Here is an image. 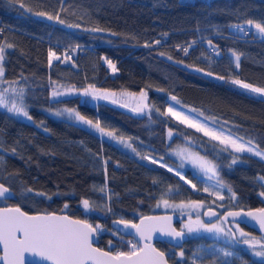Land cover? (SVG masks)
<instances>
[{
  "label": "trees",
  "instance_id": "obj_1",
  "mask_svg": "<svg viewBox=\"0 0 264 264\" xmlns=\"http://www.w3.org/2000/svg\"><path fill=\"white\" fill-rule=\"evenodd\" d=\"M22 2L32 12L0 0V46L12 45L5 47L0 63L3 79L18 81L17 88L25 89L32 120L0 108V182L14 194L0 199V205H18L27 212L62 211L109 224L114 217L158 211L157 201L169 186L173 192L165 195L166 199L208 200L203 181L193 168L186 167L184 175L195 188L166 167L141 159L151 152L176 164L168 151L187 145L219 165V180L236 197L225 196L227 207L264 206V197L259 195L264 188L258 180L264 176V161L250 153H237L239 159L232 164L231 150L213 149L218 142L159 114L166 112L169 99L175 96L182 106L203 112L209 120L264 149V97L231 83L239 79L264 87V38L244 36L230 27L249 19L264 23V0ZM40 11L59 13L65 24L35 15ZM94 28L103 31H91ZM209 40L217 51L209 46ZM183 48H188L187 55ZM49 49L60 57L51 65ZM233 52L240 55L238 68ZM108 60L116 71L108 66ZM209 71L212 76L206 75ZM90 84L146 90L151 111L134 114L104 100L90 103L79 94L61 96L60 102L51 98L53 89L62 92V88L82 89ZM60 107L75 108L93 121L99 119L106 130L123 136L140 155L119 139L48 111ZM169 129L173 131L171 139ZM28 188L33 192L28 193ZM83 199L93 204L92 210H84Z\"/></svg>",
  "mask_w": 264,
  "mask_h": 264
},
{
  "label": "snow or ice",
  "instance_id": "obj_2",
  "mask_svg": "<svg viewBox=\"0 0 264 264\" xmlns=\"http://www.w3.org/2000/svg\"><path fill=\"white\" fill-rule=\"evenodd\" d=\"M8 3L12 5H18L20 8H26L22 0H8ZM26 11L32 12L31 8H26ZM35 15L40 17H46L50 21H56L57 23L64 25L65 21L60 18L59 13L56 15L50 14L48 12L40 11L36 12ZM70 28H79L78 24H68L66 25ZM231 28L235 30L236 33L247 35H257L264 38V23H258L253 20H247L244 24H233L230 25ZM255 29V33L251 32V29ZM93 32L103 31L100 28L91 29ZM115 35V33H113ZM159 44L160 41H155ZM208 44L212 46V41L209 40ZM146 47L149 45L146 44ZM5 47H12V45L0 46V62L4 59ZM191 47V45L189 46ZM185 55L188 54V48L181 49ZM213 51H217L213 47ZM218 54V52H217ZM164 55V53H161ZM235 57L236 67H239L240 55L235 52L232 53ZM69 58L70 57H66ZM60 57L56 55L54 51L49 49L48 60L49 64L53 60H59ZM169 60L172 59L171 56L168 57ZM108 66L116 71L115 65L111 60L107 61ZM178 63H183L182 61ZM191 67V66H188ZM198 72H203V69L196 68ZM206 75L212 76V72H207ZM4 68L2 63H0V84H8V87L0 88V107L5 108L7 112L14 114L18 117H24L31 121L32 117L27 111V105L25 104L24 96L25 89L23 87L17 88L16 84L18 81L8 82L3 79ZM217 79H225L223 76H218ZM231 83L238 85L240 88L247 90L250 93L257 94L260 97H264V87H257L251 83L243 82L239 79H232ZM79 95L85 97H91L92 100H111L112 103H117L114 99L116 93L109 92L106 90H100L95 88L94 85H88L87 88L81 90H76ZM73 94V89H68L66 92H60L55 89L51 92V98L55 102H60L59 97L63 95ZM128 95L135 97V93H129ZM171 99L176 102L177 105L180 104L176 100L175 96ZM147 100V93L141 91L139 94V100L137 106L132 108L133 112L143 113L145 109L151 111L150 106L145 103ZM122 107H128L129 105L123 104ZM159 112V109H156ZM189 112H196V116L185 113L184 111L177 110V108L169 105L166 112H160V115L171 116L177 120L180 124L186 125L187 128L195 129L196 132L202 133L204 137H208L209 141H216L218 144H213V149L219 148V151L227 152L231 150L230 155L232 156L231 163L236 164L239 157L235 154L240 153H250L252 156L259 157L264 161V150L259 148L252 140L245 141L243 137L233 136L229 131L227 134L223 130L222 126H217L216 121L212 120L211 125H209V118L205 117L203 112H197L196 109H190ZM52 115L57 117L67 116L68 119L75 121L81 125L87 126L89 129L95 130L102 136H107L113 140L119 139L121 143H124L126 147L131 148L133 152L140 155L139 152L128 143L123 136L117 137L113 131L106 130L105 127L101 125L99 119L93 121L88 117L82 115L75 108H64L58 109L52 112ZM199 117H204L201 120ZM47 131V129H45ZM173 136L172 129L168 131V137L171 139ZM186 139H190L186 137ZM222 146V147H220ZM15 151V149H13ZM174 154L181 158V164L176 168L169 167L164 163H160L154 157L141 156V159L150 160L153 164H160V167H167L169 172H175V175L179 176L186 184H191V180H187L184 175L181 174L180 168L183 167V162L187 160L195 168H198L200 172L208 176L211 179L213 176H218L219 165L215 163L214 160L208 159L207 155H201L198 152H190L188 149H178L174 150ZM105 165L107 161H104ZM231 166V165H229ZM261 182V187L264 188V176L258 178ZM155 183V181H154ZM195 188V185H192ZM225 187L220 181H217L216 190L213 193L217 195L219 199L223 200L224 197L219 195V192ZM205 188L204 191H208ZM28 193H32L33 189H26ZM104 191V189H101ZM228 191L232 193L231 188ZM173 188L168 187L167 191L161 195V200L157 203V207L161 204L165 208H185V207H195L199 208L202 206L200 202L192 201L189 205L184 204H170L164 196L168 193H172ZM37 195H45L44 193H36ZM12 195L10 189L4 184L0 183V198L7 199ZM261 197H264V191L259 193ZM50 198V197H49ZM235 193H232L230 199L235 200ZM82 205L84 210L90 211L93 209V204L88 199L82 200ZM67 207V204L64 206ZM111 211V208L107 209ZM206 216L216 217L217 213L215 211L209 210L205 212ZM240 216L243 220L246 217H251L255 220L260 227L261 231H264V208L257 209L255 212L249 211L246 213L241 212H227L223 217H218L222 219L225 223L228 222V217ZM116 227V231L113 235H117L120 231L119 225H123L124 229H134L135 235L139 237V241L135 239H130L127 241L129 245L128 251H105L101 248L94 246L95 235L102 230V226L97 224L93 226L85 220L73 219L68 215H57L56 213H37L35 215H29L27 212L22 211L19 206L17 207H3L0 208V264H30L26 259V254L36 256L40 259L42 264H168L165 258V253L154 248L151 243L152 236L154 233H160L162 235H167L173 238H182L185 235V229L188 233L194 231H200L203 229L209 233L223 234L229 240L236 243H244L249 246L253 255L257 257L264 258V243L257 241L255 237L251 239L248 238L247 233L242 229L233 230L232 228L225 229L221 224H205L203 221L197 219L195 221L191 220L185 223L181 230L177 231L172 226V218L170 216H142L139 223H134L130 220L120 219L113 222ZM236 231H239L241 240L236 239ZM264 239V238H262ZM143 242V243H141ZM109 245H112V241H109ZM222 252L224 257L233 256L234 253L227 250H219ZM181 257L184 256L183 251L179 253ZM192 264H195L193 260ZM224 264V262H220Z\"/></svg>",
  "mask_w": 264,
  "mask_h": 264
},
{
  "label": "flooded vegetation",
  "instance_id": "obj_3",
  "mask_svg": "<svg viewBox=\"0 0 264 264\" xmlns=\"http://www.w3.org/2000/svg\"><path fill=\"white\" fill-rule=\"evenodd\" d=\"M213 208L217 210V216L213 219H207L204 215V211L200 214L176 211L177 217L173 222V225L175 229L181 230L182 226L189 221V217L191 220L195 221L197 216H199V219L205 224H221L226 230L229 228H232L233 230H236L237 228L242 229L245 233L249 234V239L255 237L257 241L264 243V239H262L264 236L256 231L252 226L245 225L243 222L236 219L228 218L227 223H225L222 219H218V217H223L222 212L225 209L232 207L224 209H218L216 207ZM115 218L137 222L139 216L129 218L114 217L110 219L109 224H107L104 220H94L92 218H86L84 220L93 226L97 224L102 226V230L97 233V239L94 241L95 246L105 251H112L113 253L117 250L128 251L129 245L127 244V241L130 239H135L136 241L139 240L133 236L124 235L120 232H118L117 235H113V232L116 231L112 225ZM185 234V239H183V241L179 244L170 243L165 239H156L153 243L158 249L165 253L166 259L171 264H192L193 260L195 261V264H212L213 262L216 264H220V262H224V264H264V260H260V257L252 254L248 245L242 242H233L223 234L209 233L203 229L192 233H188L185 229ZM236 239L241 240L239 231H236ZM110 240L112 241L111 246L109 245ZM219 250L231 251L234 255L224 257L222 252ZM181 251L184 253L183 257L179 255Z\"/></svg>",
  "mask_w": 264,
  "mask_h": 264
},
{
  "label": "rangeland",
  "instance_id": "obj_4",
  "mask_svg": "<svg viewBox=\"0 0 264 264\" xmlns=\"http://www.w3.org/2000/svg\"><path fill=\"white\" fill-rule=\"evenodd\" d=\"M56 55L58 56L57 53H56ZM241 81H243V80H241ZM243 82H246V81H243ZM246 83H249V82H246ZM253 85H254V86H257V87H261V86L255 85V84H253ZM14 86H16V85H14ZM4 87H8V84H0V88H4ZM16 87H17V86H16ZM86 88H87V87H86ZM95 88H96V87H95ZM68 89H71V88H68ZM68 89H65V88L63 89V88H62V90H63L62 92H66ZM83 89H85V88H82V89H74V88H73V94H78V93L76 92V90H81V91H82ZM97 89H100V90H106V91H109V92H114V93H116V96L114 97V99L117 100V103H112L111 100H104V101H107V102H109V103H111V104H114V105H116V106H119V107H121V108H123V109H126V110H128V111H130V112H132V113H134V114H141V113L133 112V111H132V108H135V107L137 106V103H138V100H139V94H140V92L143 91V92L147 93L146 90H140V91H138V92H134V91H129V90H118V89H105V88H97ZM244 90H245V89H244ZM246 91H247V90H246ZM129 93H135L136 96H135V97H132V96L128 95ZM252 94H253V93H252ZM70 95H72V94H70ZM255 95H257V94H255ZM63 96H67V95H63ZM81 98H82V99H85V98H86L90 103H95V102L98 101V100H92L91 97H85V96H82V95H81ZM145 103L148 104V99L145 101ZM123 104H127V105H129V106H128V107H122L121 105H123ZM148 105H149V104H148ZM169 105H172L173 107L177 108V110L184 111L185 113L190 114V115H192V116H196V115H197L196 112H189L190 109H188V108L182 106L181 104L177 105L176 102L173 101L171 98L169 99V102H168V104H167L166 110H167V108H168ZM0 108H2V107H0ZM64 108H65V107H60V108H49L48 111L52 113V112L55 111V110H58V109H64ZM150 109H151V107H150ZM147 110H149V109H145L144 112L147 111ZM62 118H66V119H68L67 116H64V117H62ZM199 118H200L201 120L204 119V117H199ZM69 120H70V119H69ZM211 121H212V120H209V121H208V123H209L210 126H212V125H211ZM74 122H75V121H74ZM216 125H217V126H222L221 124H219V123H217V122H216ZM222 127H223V130L225 131L226 134H227V132L230 131V130H228L227 128H225L224 126H222ZM230 132L233 134V136H239V137H241L240 135H238V134H236V133H234V132H232V131H230ZM244 140L247 141L248 139L244 138ZM184 148L188 149L190 152H198V153H200L201 155H205V154L201 153L199 150H197V149H195V148H193V147H191V146L183 145V146H173V147H171L170 150L168 151V153L176 159V164H173V163H171V162L165 160L164 158H163V160H160V157H163V156H162V155H159V154H156V153L146 152V153L144 154V156L154 157V158H156L157 160H160V163H164V164H166V165L169 166V167L176 168L177 166H179V165L181 164L182 161H181V158H180L179 156H177V155L174 154V150L184 149ZM259 148H260V147H259ZM260 149H261V148H260ZM261 150H264V149H261ZM207 158H208V159H212V158L209 157L208 155H207ZM212 160H213V159H212ZM147 161L150 162V160H147ZM215 163H216V162H215ZM157 164H159V163H157ZM186 167H191V168H193V169L197 172L198 176H199V177L202 179V181H203L204 189H205V188H208V189H209L208 191H205V192H207V194H209V199H208V200H194V201H196V202H200V203L202 204V206L199 207V208H195V207H185V208H183V209H181V208H175V209H174V208H165V207L163 206V204H161L159 207H157V204H156V206H155V210H162V211H175V212H176V211H184V212H190V213H194V214H200V213H203L204 209L207 208L208 206H213V207H216V208H218V209H224V208H227V204H226V202H224V200H225V196H227V195H229V194H232V193H230V192L228 191V187L225 185V187L219 192V195H221V196L224 197L223 200L219 199L217 195H214V194H213V193L215 192V190H216L217 181H220L219 178H218V176H213L211 179H209L208 176H206V175H204L202 172H200L198 168H195V167H194L190 162H188L187 160H185V161L183 162V167L179 169L182 175H184V172H185V168H186ZM166 168H167V167H166ZM174 173H175V172H174ZM184 176H185V175H184ZM185 178H186L187 180H189L187 177H185ZM220 182H221V181H220ZM221 183H222V182H221ZM222 184H223V183H222ZM190 185L192 186L193 183L191 182ZM223 185H224V184H223ZM204 189H203V190H204ZM164 199H166V198H164ZM160 200H161V199H160ZM160 200H158L157 203H158ZM167 200L169 201L170 204H181V203H182V204H184V205H189V204L192 202V201L177 202V201H172V200H169V199H167ZM260 260H264V258L260 257ZM212 264H216V263L213 262Z\"/></svg>",
  "mask_w": 264,
  "mask_h": 264
},
{
  "label": "water",
  "instance_id": "obj_5",
  "mask_svg": "<svg viewBox=\"0 0 264 264\" xmlns=\"http://www.w3.org/2000/svg\"><path fill=\"white\" fill-rule=\"evenodd\" d=\"M0 183H2V182H0ZM5 186L8 187L7 185H5ZM9 189H10V191L12 193V195L9 198H12L13 195H14L13 194V190L11 188H9ZM9 198H7V199H9ZM0 199H2V198H0ZM17 206L18 205H14V204H6V205H0V208H3V207H17ZM261 208H264V206H262V207H250V208H228V209H225L222 212V215L224 216L229 211H232V212H241L242 214L243 213H246V212H249V211L255 212L257 209H261ZM21 210L22 211H25L22 208H21ZM209 210L215 211L217 213V210L215 208H213V207H207V208H205L204 213L205 212H208ZM25 212H27V211H25ZM27 213L29 215H35L37 213H41V214H43V213H56L57 215H68V216H70L73 219L84 220L83 218L74 217V216H72V215H70V214H68L66 212H62V211H48V212L40 211V212H27ZM142 216H158V217L170 216L172 218V226L174 227L173 222L176 220L177 213L175 211H157V212H152V213H148V214H144V215L139 216L137 222H134V223H139V220H140V218ZM206 217H207V219H213L214 218L213 216H210V215L209 216H206ZM228 218H230V219H236L238 221L243 222L245 225L252 226L256 231H258L261 235L264 236V231H261L260 230L259 224L255 220H252L251 217H246L243 220L241 219L240 216H237L235 218H233V217H228ZM120 219L121 218H115L113 220V222L116 221V220H120ZM113 222H112V225L116 229V227L114 226ZM119 228H120V231H119L120 233H122L124 235L133 236V237H135L136 239L139 240V237L135 235V230L134 229H124V226L123 225H119ZM177 231H179V230H177ZM185 237H186V234L182 238H173V237H170V236H167V235H162V234H160V233L157 232V233H154L153 234L151 241H148V242L151 243V245L154 248H156L157 250L161 251L160 249H158L154 245V243H153L154 240H156V239H165L166 241H168L170 243L179 244V243H181L183 241V239H185ZM96 239H97V234L94 237V241H96ZM141 243H143V242H141ZM95 247H97V246H95ZM161 252H163V251H161ZM165 258H166V256H165ZM26 259H27L28 262H30V264H42V262L40 261V259L38 257H36V256H32V255L26 254ZM168 264H171V263L168 262Z\"/></svg>",
  "mask_w": 264,
  "mask_h": 264
},
{
  "label": "built area",
  "instance_id": "obj_6",
  "mask_svg": "<svg viewBox=\"0 0 264 264\" xmlns=\"http://www.w3.org/2000/svg\"><path fill=\"white\" fill-rule=\"evenodd\" d=\"M1 22V21H0ZM67 53L68 54H71V50L70 49H67Z\"/></svg>",
  "mask_w": 264,
  "mask_h": 264
}]
</instances>
